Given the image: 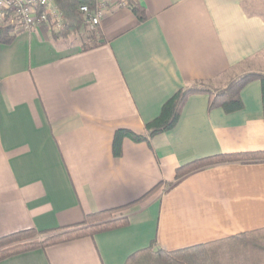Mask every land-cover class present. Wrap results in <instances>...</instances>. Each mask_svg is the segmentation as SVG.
Listing matches in <instances>:
<instances>
[{"label":"crops","instance_id":"crops-1","mask_svg":"<svg viewBox=\"0 0 264 264\" xmlns=\"http://www.w3.org/2000/svg\"><path fill=\"white\" fill-rule=\"evenodd\" d=\"M104 12L97 32L53 38L45 26L0 45V237L82 222L126 206L129 225L0 264H125L152 247L171 252L264 228V162L220 163L175 181L193 161L264 151L261 84L240 92L243 108L208 111L188 97L177 125L145 135L172 96L192 84L264 73V0H136ZM95 43L90 49L84 47Z\"/></svg>","mask_w":264,"mask_h":264},{"label":"trees","instance_id":"trees-1","mask_svg":"<svg viewBox=\"0 0 264 264\" xmlns=\"http://www.w3.org/2000/svg\"><path fill=\"white\" fill-rule=\"evenodd\" d=\"M52 1L62 14L64 24L62 30L52 32L53 38L56 39H68L78 33L85 26L84 17L78 10L79 7L86 5L93 8L96 2V0ZM126 2L137 20L143 22L145 15L138 2L136 0H126ZM13 22V18L9 15L0 21V45H10L14 41L17 25ZM93 46L95 43L83 49H90ZM225 78V82L219 86L198 83L185 86L177 91L164 103L159 116L145 125V135L140 136L127 130H117L112 140L114 157L121 156L124 139H129L134 143L148 142L149 139L174 129L182 108L188 97L192 95H206L208 111L220 108L224 113L231 114L243 108L240 99L241 90L250 82L259 81L264 117V73L246 71L240 74H230ZM259 162H264V151L211 156L179 167L175 173V181L215 164ZM159 186H155L141 199L126 206L87 214L82 222L73 226L41 232L29 229L0 237V262L14 255L127 227L129 225L128 211L146 199ZM125 264H264V228L171 252L155 251L150 246L131 255Z\"/></svg>","mask_w":264,"mask_h":264},{"label":"built area","instance_id":"built-area-1","mask_svg":"<svg viewBox=\"0 0 264 264\" xmlns=\"http://www.w3.org/2000/svg\"><path fill=\"white\" fill-rule=\"evenodd\" d=\"M126 0H96L93 8L86 5L79 7L84 17V24L89 30L97 32L100 20L108 9L126 7ZM9 15L21 30L45 26L59 31L64 27L63 16L52 0H0V21Z\"/></svg>","mask_w":264,"mask_h":264},{"label":"rangeland","instance_id":"rangeland-1","mask_svg":"<svg viewBox=\"0 0 264 264\" xmlns=\"http://www.w3.org/2000/svg\"><path fill=\"white\" fill-rule=\"evenodd\" d=\"M89 31L91 32V30H89ZM85 32H86V28L84 26L78 33H75V34L72 35L74 37L73 40H76V38H77V40L80 39V38H82L84 36Z\"/></svg>","mask_w":264,"mask_h":264}]
</instances>
